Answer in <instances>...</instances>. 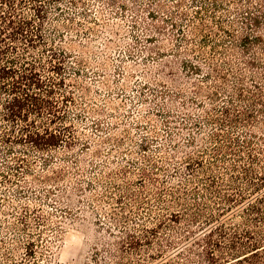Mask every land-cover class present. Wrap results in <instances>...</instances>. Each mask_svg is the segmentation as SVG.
Returning <instances> with one entry per match:
<instances>
[{
    "label": "trees",
    "instance_id": "obj_1",
    "mask_svg": "<svg viewBox=\"0 0 264 264\" xmlns=\"http://www.w3.org/2000/svg\"><path fill=\"white\" fill-rule=\"evenodd\" d=\"M49 1L0 0L3 156L15 144L39 151L70 147L78 140L66 121L67 96L61 94L69 53L55 45L64 38L60 28L45 27L49 8L55 15L63 9ZM126 1L107 3L123 8ZM69 3L76 6V0ZM154 6L148 10L151 18L166 10L159 2ZM171 6L175 9H168L161 21L176 42L171 49L175 59L160 62L156 69L173 88L161 78L153 95L163 97L156 111L165 117L170 158L184 163L173 168L178 175H169L165 155L159 163L142 153L149 168H137L136 191L128 185L120 189V218L131 220L127 198L152 218L139 219L132 228L123 226L116 253L109 251L106 264H264V0H174ZM151 30L158 34L164 27L144 29ZM147 36V41L159 39ZM156 53L160 57L163 50ZM142 78L144 85L150 82L147 71ZM187 84L192 94L184 90ZM184 128L182 135L178 129ZM142 140L145 150L149 140ZM154 147L164 154L161 146ZM21 210L17 220L27 237L24 255H31L29 209L22 205ZM32 213L38 227L47 225L37 209ZM93 261L98 263L96 256Z\"/></svg>",
    "mask_w": 264,
    "mask_h": 264
},
{
    "label": "rangeland",
    "instance_id": "obj_2",
    "mask_svg": "<svg viewBox=\"0 0 264 264\" xmlns=\"http://www.w3.org/2000/svg\"><path fill=\"white\" fill-rule=\"evenodd\" d=\"M173 1L129 0L123 8L107 0H76V6L69 0L49 1L63 9L62 15H55L57 11L50 7L45 27L60 28L64 38L55 45L69 53L61 94L67 96L66 121L71 122L78 140L70 147L39 151L15 144L7 156L0 153V264H106L111 260L109 251L116 253L120 229L152 218L145 207L127 198L125 211L131 220L122 222L118 196L126 185L134 191L139 186L137 168H149L142 153L159 163L165 155L163 166L169 175H178L172 170L184 163L170 158L171 146L164 141L165 117L156 111L163 97L153 95L162 78L157 75L159 63L175 59L171 49L176 42L161 21L168 9H175ZM155 2L166 10L151 18L148 10ZM151 24H160L163 32H145ZM149 34L158 41H147ZM157 50H163L162 56ZM145 71L150 80L146 85ZM162 81L173 88L168 77ZM184 90L193 93L190 84ZM178 130L182 135L187 132ZM262 133L264 138V129ZM143 137L149 140L145 150ZM154 146H161L164 154ZM45 157L49 158L46 162ZM22 205L29 209L26 218L33 233L30 239H34L31 255H24L27 237L17 220ZM149 205L157 208L155 202ZM33 209L43 214L47 225L38 227ZM95 256L98 263L93 261Z\"/></svg>",
    "mask_w": 264,
    "mask_h": 264
}]
</instances>
